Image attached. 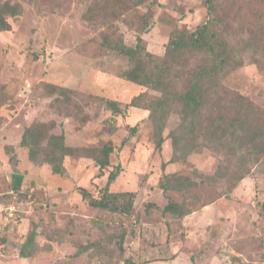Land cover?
Returning a JSON list of instances; mask_svg holds the SVG:
<instances>
[{
	"label": "rangeland",
	"instance_id": "1",
	"mask_svg": "<svg viewBox=\"0 0 264 264\" xmlns=\"http://www.w3.org/2000/svg\"><path fill=\"white\" fill-rule=\"evenodd\" d=\"M11 1L24 10L10 18L8 31H0V197L15 206L13 216L0 225V264H127L128 259L136 264H264V157L251 164V173L227 197V178L214 176L220 155L209 148L199 147L186 161L164 168L172 155L168 136L181 123L182 105L173 106L167 138L158 150L145 110L112 112L95 97L129 102L145 88L121 77L130 62L102 44L108 27L83 18L92 0ZM261 5H245L232 25L243 35L258 28L264 22ZM143 12L152 16L147 32H139L135 13L112 24L127 44L134 46L141 35L147 50L159 56L173 30L171 18L189 31L208 19L204 0L148 2L137 8ZM244 59L224 82L264 109V55L249 50ZM48 83L77 94L66 100L52 94ZM159 94L149 90L150 96ZM34 121H55L52 132L64 131L69 145L101 148L111 143L110 166L98 176L93 159L70 156L65 178L54 176L50 165L33 163L28 148L21 146L25 128ZM117 169L113 191L137 192L131 214L100 211L78 191L84 186L101 196L109 173ZM196 171L205 176L204 183ZM14 172L23 174L19 191L13 190ZM173 172L198 185L164 193L159 180ZM169 197L192 212L183 218L164 213ZM34 224L39 250L21 257Z\"/></svg>",
	"mask_w": 264,
	"mask_h": 264
},
{
	"label": "trees",
	"instance_id": "2",
	"mask_svg": "<svg viewBox=\"0 0 264 264\" xmlns=\"http://www.w3.org/2000/svg\"><path fill=\"white\" fill-rule=\"evenodd\" d=\"M159 0H92L83 14L86 21L101 23L108 27L103 34L102 44L128 58L130 66L122 71L121 77L145 88L129 102L95 96L105 103L112 112H125L127 108H142L148 112L144 120L153 123L155 147L161 150L166 140L164 135L167 120L177 103L182 105L181 123L169 133L172 140V155L167 163L186 161L199 147H206L220 155V163L214 176L227 178L229 193L252 171V163L264 157V109L249 97L230 89L224 80L245 63L244 55L252 50L264 55V22L258 28L252 27L246 35L232 25L245 5L263 8L264 0H204L208 19L195 30L178 26L171 18V31L166 52L163 56L147 50L145 39L139 35L134 46L125 42L113 21L121 20L127 13H135L139 32H147L152 16L149 12L137 13V8ZM23 5L11 0H0V31L11 28L10 18L23 13ZM264 17V12H260ZM134 25V21L130 23ZM257 60L256 62H258ZM51 93L70 100L77 91L65 86L47 84ZM149 90L160 94L150 96ZM89 120V119H88ZM87 120V121H88ZM56 122L34 121L22 134L21 146L28 148L30 161L35 164L47 163L54 176H66V157L89 158L99 167L98 176L110 166V155L114 150L111 143L101 148L69 145L65 132L53 133ZM137 126L131 128L136 130ZM119 170L109 173L101 196L94 197L84 186L78 191L89 205L100 211L131 214L135 209V191H113L111 185ZM196 175L205 182L203 174ZM13 190L21 189L23 174L14 172ZM198 182L178 172L165 173L158 187L164 192L183 191L196 187ZM0 201L9 202L0 197ZM164 213L183 218L192 210L185 203H178L169 197L163 208ZM38 226L33 225L20 249V256L32 257L39 250L36 238ZM53 239V238H52ZM80 249L76 254H80ZM127 264H136L126 260Z\"/></svg>",
	"mask_w": 264,
	"mask_h": 264
},
{
	"label": "built area",
	"instance_id": "3",
	"mask_svg": "<svg viewBox=\"0 0 264 264\" xmlns=\"http://www.w3.org/2000/svg\"><path fill=\"white\" fill-rule=\"evenodd\" d=\"M15 206L13 204H7L3 201H0V225L1 224H6L9 220L10 216H13Z\"/></svg>",
	"mask_w": 264,
	"mask_h": 264
},
{
	"label": "crops",
	"instance_id": "4",
	"mask_svg": "<svg viewBox=\"0 0 264 264\" xmlns=\"http://www.w3.org/2000/svg\"><path fill=\"white\" fill-rule=\"evenodd\" d=\"M117 100V99H116ZM133 110L132 111H135V110H144V109H142V108H137V107H133L132 108ZM146 111V110H145ZM147 112V111H146ZM148 113V112H147ZM142 115L143 116H147V114H145L144 113V111L142 112ZM116 186V184H115V182H113V184L111 185V190H113V187H115ZM123 191H132V190H123Z\"/></svg>",
	"mask_w": 264,
	"mask_h": 264
}]
</instances>
